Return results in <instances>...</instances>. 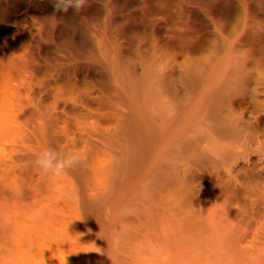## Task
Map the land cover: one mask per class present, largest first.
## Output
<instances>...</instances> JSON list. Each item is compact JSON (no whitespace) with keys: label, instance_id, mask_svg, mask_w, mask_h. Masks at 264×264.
<instances>
[{"label":"trees","instance_id":"16d2710c","mask_svg":"<svg viewBox=\"0 0 264 264\" xmlns=\"http://www.w3.org/2000/svg\"><path fill=\"white\" fill-rule=\"evenodd\" d=\"M54 5L0 0V264H264V0Z\"/></svg>","mask_w":264,"mask_h":264},{"label":"clouds","instance_id":"9594fccd","mask_svg":"<svg viewBox=\"0 0 264 264\" xmlns=\"http://www.w3.org/2000/svg\"><path fill=\"white\" fill-rule=\"evenodd\" d=\"M55 9L58 12L82 11L88 6V0H55ZM81 163L78 152H60L53 147H44L35 154L34 166L46 175L60 177L68 170Z\"/></svg>","mask_w":264,"mask_h":264},{"label":"rangeland","instance_id":"374dc122","mask_svg":"<svg viewBox=\"0 0 264 264\" xmlns=\"http://www.w3.org/2000/svg\"><path fill=\"white\" fill-rule=\"evenodd\" d=\"M156 187L160 193V203L151 211L152 214L166 217L172 214L189 213L191 211L193 203L189 197H174L167 185L161 180L156 182ZM197 234V230H193L192 226L186 227V236L189 238L194 237ZM200 245V242L196 245L197 252L200 250Z\"/></svg>","mask_w":264,"mask_h":264},{"label":"bare ground","instance_id":"6f19581e","mask_svg":"<svg viewBox=\"0 0 264 264\" xmlns=\"http://www.w3.org/2000/svg\"><path fill=\"white\" fill-rule=\"evenodd\" d=\"M204 259V258H203Z\"/></svg>","mask_w":264,"mask_h":264}]
</instances>
